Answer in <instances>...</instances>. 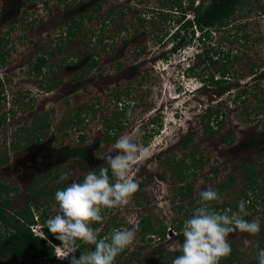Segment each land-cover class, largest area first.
<instances>
[{"label": "rangeland", "instance_id": "rangeland-1", "mask_svg": "<svg viewBox=\"0 0 264 264\" xmlns=\"http://www.w3.org/2000/svg\"><path fill=\"white\" fill-rule=\"evenodd\" d=\"M78 2L49 0L45 5L44 0H27L26 3L0 0V35L5 33L9 38V53L0 63V97L4 92L10 102L1 97L0 117L4 121L0 125V183L15 188L8 196L11 207L7 213L12 214L29 204L38 220L46 222L57 211L54 194L45 196V201L35 209L31 189L38 185L48 191L58 183L67 186L88 171H96L106 160L95 154L105 152L121 135L129 134L136 138L140 151L129 173L138 189L126 205L102 210L103 219L94 222L93 227L99 229V234L110 232L117 222L124 224L123 229H134V240L126 255L140 250L143 260L159 249L179 250L182 231L171 228L164 239H154L148 245L137 237L138 219L151 214L167 226H174L183 215L177 212V204L194 206L198 194L225 181L227 172L234 174L236 182L222 191L220 202L235 201L243 186L242 165L256 160L259 167L264 161V113L245 115L264 97V0H245L236 11L233 25L220 29L201 47L194 43L174 53H168L171 40L169 34H163L166 30L173 31L179 18L178 9L169 10L173 0H102L100 11L94 13L91 20L86 17L84 21L85 28L90 29L91 24L99 27L104 16L113 17L96 40L88 36L70 38L62 33L63 28L67 29L68 18H76L82 11ZM120 10H124V14ZM167 14L170 18L165 20L163 17H168ZM59 34L64 37L62 40ZM103 37L104 40L99 41ZM124 38L127 41H122ZM54 43L58 47L53 46ZM200 48L219 60L214 66L208 65V60L196 66L201 75L223 65L229 68L228 79L233 78L238 84L220 93L218 88L203 86L200 75L193 76L190 71L186 74L189 65L202 59L195 57L197 51L202 52ZM48 49L56 54L49 57L42 74L36 76L32 62L38 52ZM139 49L143 52L136 57L135 51ZM164 53L166 57L161 56ZM227 54L230 61L224 60ZM234 55L237 57L232 59ZM93 56L97 64L86 66ZM252 61L259 68L250 76ZM215 77L219 74L215 73ZM45 84L54 86L46 89ZM116 90L129 93L122 95L129 104L125 112L129 117L122 128L105 133L108 118L118 109L113 97ZM243 90L248 96L245 101L234 100ZM209 104L223 113L219 132L204 131L201 124V113ZM80 108L82 115L84 112L88 115L79 126H73L69 120ZM39 117L40 123L33 125V120L37 122L34 118ZM151 119L161 122L162 127L158 134L148 137ZM43 121L48 123L44 135L40 128ZM21 127L24 132L19 130ZM37 132L42 138L40 143L33 142L25 148L26 133L35 138ZM111 134L115 135L114 139ZM80 135L84 136L82 141ZM187 137L192 141L181 145ZM224 137L232 142L228 143ZM67 147L81 148L82 152L75 157H65L63 152ZM192 150L201 160L197 173L187 179L193 191L186 197H174L179 185L175 163ZM187 165L188 162L183 166ZM258 176L264 178L262 172ZM37 178L38 184L35 183ZM110 180L118 182L114 177ZM140 193L144 197L141 206L135 203ZM262 196L263 193L253 210H244L250 220L258 218L261 225L264 224ZM42 224L38 221L31 230L42 235ZM228 240L236 243L242 256L241 264H258L254 263V254L261 241L259 232L236 231L229 234ZM0 264L29 263H10L2 259Z\"/></svg>", "mask_w": 264, "mask_h": 264}, {"label": "trees", "instance_id": "trees-1", "mask_svg": "<svg viewBox=\"0 0 264 264\" xmlns=\"http://www.w3.org/2000/svg\"><path fill=\"white\" fill-rule=\"evenodd\" d=\"M57 1H65V0H57ZM196 0H173L172 4H170L169 10L172 11L173 7L179 10V18L176 19L174 30L170 33L166 31L163 34H169V38L171 41V45L169 47L168 53H174L179 50L184 49L190 45L196 43L198 47L203 45L205 40L211 41L213 39V34L218 32L220 29L225 28L227 25H233L235 21L236 11L241 4L245 2V0H199L195 5ZM249 1V0H247ZM68 3V2H66ZM71 5L69 2L68 5ZM78 4L82 6V11H80L79 16L74 18L75 16H70L68 18L69 24L66 28H63L62 33L67 35V37H83L88 36V38H92L96 40L98 38L97 35L102 33V30L111 23L113 17L110 15L104 16V19L101 21L99 27L94 26L93 24L90 25V29L85 28V19L86 17L91 20L94 13L100 11L102 6V0H79ZM69 5V6H70ZM67 6V4H66ZM88 13L87 16L85 14ZM122 14H124V10H120ZM124 11V12H123ZM192 13L193 17L190 18L187 16V12ZM264 11V9H263ZM170 13V12H168ZM168 17H163L165 20L170 18V14H167ZM187 16V17H186ZM141 20H145V18H141ZM67 20H65L66 22ZM164 21V20H163ZM108 23V24H107ZM95 27V29H92ZM236 27V26H235ZM64 37L59 34V39L62 40ZM72 38V37H70ZM242 38L246 40V35H243ZM104 40V37L99 41ZM157 40V39H156ZM159 40V39H158ZM86 41V40H84ZM122 41H127V38H124ZM9 43V39L6 36H0V62L2 63L4 60L5 53H8L6 49V45ZM90 43V42H89ZM202 44V45H201ZM202 52L196 53L195 57L197 56L202 57L199 61L194 64L193 66L189 65L186 74L190 71L189 74L193 76L200 75L202 79L203 86H211L214 88H218L220 93H224L228 91L231 85L238 84L233 78H229L230 71L229 68H223V65L217 68L214 72H207L206 75H201L200 71L196 69V66L205 64L206 60L209 61L208 65H216L219 63L218 58H213L214 56L208 55L207 50ZM143 49H139L135 51L136 57L142 54ZM53 54L50 52L49 55ZM46 53L44 52L41 56L37 58V61L34 64L33 70L36 69V74L41 73V66L45 63ZM162 57H166L165 53L161 55ZM237 56L234 55L231 58L235 59ZM94 56L91 57V60L86 62V66L93 67L97 64V61L94 60ZM229 54L224 56V60H229ZM47 60V59H46ZM207 68V66H205ZM259 68V65L252 61L250 67V76L254 75ZM197 70V71H196ZM202 70V68H201ZM188 71V72H187ZM215 73L219 74V77H215ZM233 77V76H232ZM253 78V77H251ZM52 85V84H50ZM49 86V85H48ZM202 86V87H203ZM123 93L127 96L129 93L124 92L123 90H116L114 100L117 101L116 109L112 115L107 120V130L105 133L117 131L122 128V124L125 123L128 119V115L125 116V112H127V108L129 106L128 102L122 97ZM245 93L246 90L243 92H239L234 100L238 99L240 101H245L248 97ZM264 95V90H262ZM213 106L209 104L205 108V112L201 113V124L204 128V131H211V132H219L221 129V123L223 121V113L218 110L212 108ZM84 108V107H82ZM85 109V108H84ZM81 111L77 112L70 120L69 123L71 125L79 126L84 118L88 115L86 112L82 115ZM93 112V110H91ZM259 115L260 113H264V97L263 99L257 104L254 109L247 111L245 113L246 116H250V114ZM85 116V117H84ZM148 124L152 125L151 128H147L148 137H152L153 135L158 134L159 130L161 129V122L156 120H149ZM66 125H68L66 123ZM110 135V134H108ZM112 136V134H111ZM39 133L35 135V141L39 138ZM84 136L80 135V141H82ZM115 135L111 137L114 139ZM26 138H29V136ZM228 143L232 142V139H228L224 137ZM34 141V139H31ZM30 140V141H31ZM190 141H192L191 137H187L183 139L181 145L186 146ZM37 142V141H36ZM82 152L81 148H65L64 154L67 157H70L74 154H79ZM256 160H253V163L250 162L246 165H242V183L243 186L240 188L238 193L236 194L235 201L232 202H220L219 200L209 202L208 206L219 212L231 214L232 211H238V205L241 201L245 203L244 210H253L256 206L257 200L260 197V194H264V178L262 179L258 176L261 172L264 177V161L260 163L259 167L258 164H255ZM188 162L187 166H183L185 163ZM201 164L200 158L196 155V151L192 150L186 153L182 159L175 163V167L178 169V173L176 176V180L179 183L177 186V190L174 197H186L193 191V186L190 181H188V177L190 175H195L197 173V169ZM250 164V165H249ZM101 167H108V162L105 161L104 163L99 164L96 172H99ZM191 167V172L189 168ZM172 168V167H171ZM51 174V171L48 172ZM48 174V175H49ZM110 179L111 174L109 171ZM225 181H222L216 184V187H211L212 189L216 190L221 197L222 191L227 187L231 186L236 182V177L232 172H227L225 174ZM81 177L79 180H82ZM35 183L38 184V178L35 180ZM66 183H58L55 187L49 189V191H45L41 186L33 187L31 189V195L34 198L33 206L35 209H38V206L45 201V196H51L55 194V192L60 188H64ZM261 190V192L259 190ZM12 191V188L6 184L0 183V260L6 259L10 263L15 262H26L29 264H69L68 259H60L55 254V247L60 245V241L55 239V235L50 233L46 228V222L43 219H39L42 224V235L34 233L31 230V226L35 225L38 222V217L34 218V215L31 211V206L29 204L24 205L21 209L15 211L12 214H8L6 212V208H10V200H9V193ZM259 191L258 195H255ZM253 194V195H252ZM3 195H5L3 197ZM264 199V196H262ZM144 197L141 195H137L135 197V203L139 206L142 205ZM200 197L198 194V202L192 207H187L184 203L177 204V212L182 213V218L176 221L175 225L172 227L167 226L164 224L159 218L156 216H152L151 214L142 215L137 223H136V232L137 237L140 241L146 242L150 245L151 241L154 239H164L166 235L170 233V229L172 228L173 231H182L184 221L192 215L193 210L201 206L200 204ZM174 203V198L172 200ZM244 219L249 220V214L246 212L241 213ZM253 220H258L255 218ZM124 224L121 222L115 223V227H112L110 232H103L99 234L100 238H107L114 230L123 229ZM261 236V241L257 243L255 248V260L254 263H258V250L260 248H264V224L261 225V229L259 231ZM231 244V254L225 257H222L219 261V264H241L242 263V256L239 253V249L235 242H230ZM80 249H77L75 255L79 257L82 251L88 250V245H79ZM129 248L127 247L121 253L117 255L115 258V264H172L173 259L180 255L179 250H168V249H159L158 253L148 254L147 258L143 260L142 252L140 250L135 251L133 254H127L126 251ZM169 256V257H168ZM169 258V261L167 260ZM253 263V261L251 262Z\"/></svg>", "mask_w": 264, "mask_h": 264}, {"label": "clouds", "instance_id": "clouds-1", "mask_svg": "<svg viewBox=\"0 0 264 264\" xmlns=\"http://www.w3.org/2000/svg\"><path fill=\"white\" fill-rule=\"evenodd\" d=\"M95 156L106 160L108 167H101L99 172L88 171L82 180H73L58 189L54 194L57 211L46 220L48 231L61 242L55 247L56 256L68 259L69 264H114L117 255L132 244L135 236L134 229L129 228L114 230L109 237L100 238L93 223L103 219L102 210L126 205L137 191L138 185L129 175L140 156L137 140L129 134L121 135L110 148ZM109 171L118 182L110 180ZM199 197L201 206L184 221L181 254L172 264H219L222 257L231 254L230 233L256 234L261 229L258 220L249 221L241 215L245 209L243 201L239 210L229 215L208 206L220 199L216 190L208 187ZM79 245L89 247L77 257ZM257 258L258 264H264V248L258 250Z\"/></svg>", "mask_w": 264, "mask_h": 264}, {"label": "flooded vegetation", "instance_id": "flooded-vegetation-1", "mask_svg": "<svg viewBox=\"0 0 264 264\" xmlns=\"http://www.w3.org/2000/svg\"><path fill=\"white\" fill-rule=\"evenodd\" d=\"M26 1H27V0H20L21 3H22V2H25V3H26ZM48 1H49V0H44L45 5L47 4ZM52 1H57V0H52ZM57 2H60V1H57ZM64 2H65V1H64ZM44 3H43V4H44ZM18 8H19V6H18ZM62 11H63V10H62ZM7 29H8V28H7ZM6 31H7V30H6ZM0 36H6V34L4 33V34H2V35H0ZM6 38L9 39L8 36H6ZM7 46H8V44L6 45V49L8 50V53H9V48H7ZM53 46H56V44L54 43ZM56 47H58V46H56ZM44 52L46 53L45 56H46V59H47V60L45 59V63L41 66V73H40V74H39V73L36 74V69H35V71L33 70L34 64H35V62L37 61V58H38L39 56H41ZM50 52H53V54L49 55ZM8 53H5V55H4V59H3V60H5V57H6V55H7ZM54 54H56V52H55V51H52V50L49 51V49H48V50H41L40 52L37 53L35 59H34L33 62H32V70L35 72V75H36V76H39V75L42 74V69H43V68L45 67V65L49 62V61H48L49 57H51V56L54 55ZM0 63H1V62H0ZM47 84H48V83H47ZM47 84H45V85H46V86H45L46 89H51V87L54 86V85H52V86H49V87H48ZM6 96H7V94H4V92H2L1 97H2L3 99H5ZM1 97H0V100L2 99ZM12 97H13V96H12ZM14 98H15V97H14ZM6 101H7V97H6ZM7 102H8V101H7ZM7 102H6V103H7ZM8 103H10V102H8ZM4 104H5V103H4ZM34 119H37V122H36L35 120H33V122H32L33 125H34V124L36 125V123H37V124L40 123V121H38V119H40V117H39V118H34ZM3 121H4V120H3V117H0V125L3 123ZM36 126H37V125H36ZM40 128H41V131L43 132V135H44V134H45V130H46V128H48V123L45 122V121H43L42 124H41V127H40ZM19 130H20L21 132H24V131H25L24 128H22V127H21ZM43 130H44V131H43ZM26 135H27V137L29 136L28 133H26ZM26 135H25V137H24V139H23V142H24L23 144H25V146H24L25 148L28 147V146H29L30 144H32L33 142H36V141H37V143H40V141H41V139H42L41 136H40V134H39V137H38L39 139L36 140V141H35V138H33V137L26 138ZM32 138L34 139V141L31 140ZM30 140H31V141H30ZM11 141H12V139H11ZM29 142H30V143H29ZM11 143H12V142H11ZM41 143H42V142H41ZM12 144H14V143H12ZM62 152H63V151H62ZM63 155H65L64 152H63ZM76 155H77V154H74V155H71L70 157H75ZM65 157H67V156L65 155ZM0 161H2L1 158H0ZM97 164H98V163H97ZM55 165H56V164H55ZM6 185H8V184H6ZM8 186H9V185H8ZM10 187H11V186H10ZM11 188H12V190H15L14 187H11ZM48 191H49V190H48ZM11 192H12V191H11ZM11 192H10V193H11ZM31 196H32V195H31ZM33 202H34V201H33ZM30 206H31V205H30ZM7 209H8V208H6V212H7ZM36 217H38V216H36ZM37 219H38V218H37ZM38 221H39V220H38Z\"/></svg>", "mask_w": 264, "mask_h": 264}, {"label": "built area", "instance_id": "built-area-1", "mask_svg": "<svg viewBox=\"0 0 264 264\" xmlns=\"http://www.w3.org/2000/svg\"><path fill=\"white\" fill-rule=\"evenodd\" d=\"M188 16L192 17V13H189Z\"/></svg>", "mask_w": 264, "mask_h": 264}]
</instances>
